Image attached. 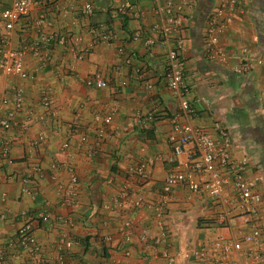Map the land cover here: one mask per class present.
<instances>
[{
	"label": "crops",
	"instance_id": "0c3cea01",
	"mask_svg": "<svg viewBox=\"0 0 264 264\" xmlns=\"http://www.w3.org/2000/svg\"><path fill=\"white\" fill-rule=\"evenodd\" d=\"M123 1L74 0L68 6V0H36L13 23L8 36L12 48L44 34L63 35L67 43L51 38L40 51L25 53L26 78L0 71V100L7 98L0 103V117L12 110L11 88L20 87L23 96L11 125L0 128V140L9 142L6 158H0L2 264H167V257L171 264H194L193 251L207 249L218 236L227 242L257 229L264 237V0H237L231 20L217 35L225 62L209 59L203 43L207 15L218 0H195L184 11L178 54L188 89V116L166 86V46L145 48L129 37L139 28L143 36L159 38L152 28L162 20L154 6L165 0H128L131 8L121 11L117 7ZM83 2L92 3L91 15L78 10ZM99 22L109 25L110 42L92 35ZM70 44L81 51L80 58L74 59ZM244 48L251 60L261 62L247 74H235L232 67L240 63ZM71 62L77 76L99 72L105 86L85 85L67 73ZM42 92L48 96L47 106L40 102ZM111 112L110 122H102ZM136 112L152 113V119L137 122ZM173 115L216 139L213 122L223 125L230 135V162L242 164L241 175L252 193L261 194L251 212H240L230 184L223 193L227 203L177 184L161 210L156 208L165 174L184 160L180 154L168 161ZM38 133L44 140L32 144ZM141 163L146 172L142 180L130 171ZM67 165L76 178L75 201L62 205L59 195L70 177ZM219 171L225 173L224 168ZM203 178L192 175L195 181ZM138 198L140 203H135ZM43 208L49 213L46 220L36 217ZM225 210V223L219 224L216 219ZM26 217L34 223L39 248L31 253L6 245ZM62 237L71 241L69 247L58 243ZM241 246L229 257L250 264L245 250L259 246Z\"/></svg>",
	"mask_w": 264,
	"mask_h": 264
},
{
	"label": "built area",
	"instance_id": "2783aa9c",
	"mask_svg": "<svg viewBox=\"0 0 264 264\" xmlns=\"http://www.w3.org/2000/svg\"><path fill=\"white\" fill-rule=\"evenodd\" d=\"M4 4L0 6V71L4 74L14 75L18 78H26L27 72L23 68L22 57L28 51L38 52L42 49L43 44H48L50 39H56V42L65 45L67 39L63 35L56 36L52 34L50 36L42 35L39 39L32 41L31 43H24L18 48H12L9 46V33L13 27V23L24 16L30 9V7L36 2V0H3ZM74 0H68V6L73 5ZM195 0H165L161 4L154 6L155 12L160 16L162 22L158 26H154L152 30L158 32L159 38L155 39L152 36H143L139 28L133 29L131 33V40L140 41L142 45L147 48L154 44L166 46L165 52V68H166V86L167 88L178 97V106L180 111L188 116L190 108L188 101L185 98V94L188 92L187 86L182 82L183 61L179 57L178 50L182 46L183 38L181 30L183 28V15L186 9H190ZM237 0H218L212 11L206 18V25L204 28L203 43L205 46V54L211 60H217L219 62H225V54L222 47L218 46V33L226 26L231 20V16L235 10ZM123 11L130 9L131 5L128 0L123 1L118 7ZM62 10V9H61ZM78 10L83 15H91L93 13V6L91 2H83L79 5ZM42 17L39 16V20ZM92 35L104 42H110L113 39V34L110 30H104V26L101 23H97L96 26L91 28ZM170 40H173V45L170 44ZM72 52L74 59L81 57V51L75 49L73 45H67ZM77 51V52H76ZM243 56L239 64L232 67V71L235 74H247L253 67L254 63H260L259 59L251 60L248 57L246 49L242 50ZM128 59H126V62ZM67 73L75 76L77 80L88 86L104 87L106 82L102 78L99 72H92L91 74L80 77L74 73L73 62L69 63L66 67ZM10 100L12 103V110L7 111L3 117H0V128L7 129L12 122L14 111L18 110L23 103L22 90L20 87H13L10 90ZM48 96L42 92L40 95V102L47 106ZM7 98H2L0 103H6ZM112 112L108 113L102 118V122L108 123L111 120ZM135 119L137 122L144 123L147 120L152 119V113H135ZM213 128L217 134V139L201 129L199 126L190 124L189 122H183L178 119L176 115L170 118V130L167 135V141L171 148V154L168 157V161H173L174 157L183 154L184 160L178 165L171 168L165 174L162 184L158 193V201L156 208L161 210L164 203L169 198L170 191L173 186L177 184H184L190 191L205 193L211 198H219L222 203H227V197L223 195L224 189L227 184H230L240 202V212H251L253 209L250 206L260 200L261 194L252 193L251 184L247 182L241 175V163L232 164L229 160L230 149V135L223 127V125L215 121L213 122ZM84 136L80 137L83 141ZM44 140V135L38 133L33 139L32 144L40 143ZM67 142L62 143L61 147L65 148ZM9 150L8 140H0V158H6ZM53 167V165H52ZM33 172L39 174L40 168L34 166ZM220 168H224L225 173L219 171ZM67 171L70 173L69 184L67 188L61 189L62 205H71L74 201V194L72 193V184L76 178L73 175V168L69 165L66 166ZM130 171L137 175L140 180L146 177L144 165L137 164ZM192 175L204 176L202 180L195 181L192 179ZM23 181V180H22ZM264 189V185H263ZM22 191L27 192L25 187L21 188ZM125 193V191H122ZM141 198H138L135 203H140ZM157 214L159 212L157 211ZM26 213L23 215L25 216ZM49 213L43 208L36 214L37 218L46 220ZM227 210L218 215L216 221L219 224L225 223ZM33 221L30 217H26L20 228L17 230L15 237L9 239L6 243L9 247H19L28 253L38 250L36 239L33 235ZM159 227L162 228L161 223ZM159 235L154 238V242H158ZM125 239L128 240L127 236ZM242 242L255 243L257 247L255 251L245 250L246 255L250 259V264H264V237L257 229H253L247 233H243L237 240H229L224 242L223 239L218 236L214 242H210L207 249L201 248L194 250L192 255L195 259L194 264H237L234 258L229 257L231 250L238 251L241 249ZM59 244L69 247L71 245L70 240H65L63 237L59 239ZM124 254H127L125 251ZM167 257L165 253H162ZM3 250L0 248V264H2ZM171 258L167 257V264H171ZM20 264H25L21 262ZM61 264V263H58ZM105 264V263H103Z\"/></svg>",
	"mask_w": 264,
	"mask_h": 264
},
{
	"label": "trees",
	"instance_id": "16d2710c",
	"mask_svg": "<svg viewBox=\"0 0 264 264\" xmlns=\"http://www.w3.org/2000/svg\"><path fill=\"white\" fill-rule=\"evenodd\" d=\"M208 16V15H207ZM99 23H101V24H103V26H104V30L106 29V30H110L109 29V25H107V22L106 23H102V22H99ZM97 24V23H96ZM131 35H130V33H129V37H130Z\"/></svg>",
	"mask_w": 264,
	"mask_h": 264
}]
</instances>
